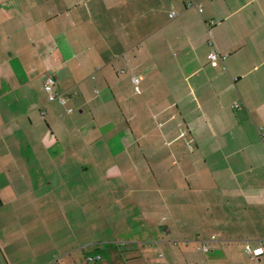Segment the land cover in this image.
Masks as SVG:
<instances>
[{
  "label": "crops",
  "instance_id": "obj_1",
  "mask_svg": "<svg viewBox=\"0 0 264 264\" xmlns=\"http://www.w3.org/2000/svg\"><path fill=\"white\" fill-rule=\"evenodd\" d=\"M261 133L264 0H0V264H264Z\"/></svg>",
  "mask_w": 264,
  "mask_h": 264
},
{
  "label": "built area",
  "instance_id": "obj_2",
  "mask_svg": "<svg viewBox=\"0 0 264 264\" xmlns=\"http://www.w3.org/2000/svg\"><path fill=\"white\" fill-rule=\"evenodd\" d=\"M187 7H195V5L192 2H189L187 4ZM201 12H202V10L200 8H198V13H201ZM174 16H175V13H171L169 15V18H173ZM225 57L226 56L219 55L216 51H212L208 55L209 62L212 66H216L218 60L223 61L225 59ZM138 81H139V79H137L135 77L132 78V83L134 85L135 93H139V90L137 89ZM53 85H54V79L51 77H48L44 82V88H45L46 94L48 96V100L49 101L57 100L60 103H63L62 99L52 92ZM260 132H261V129H260ZM261 137H262V140L264 143V133H261ZM246 252L251 256L252 261L255 262L256 258L260 257L263 254V249L261 247L255 249V250L247 249ZM99 259H100V257H96V260H99Z\"/></svg>",
  "mask_w": 264,
  "mask_h": 264
},
{
  "label": "rangeland",
  "instance_id": "obj_3",
  "mask_svg": "<svg viewBox=\"0 0 264 264\" xmlns=\"http://www.w3.org/2000/svg\"><path fill=\"white\" fill-rule=\"evenodd\" d=\"M135 78L138 79V77H135ZM139 83L140 82L138 81V83H137V89L139 90V93H137V94H140L142 92ZM232 185H233V183H232Z\"/></svg>",
  "mask_w": 264,
  "mask_h": 264
}]
</instances>
